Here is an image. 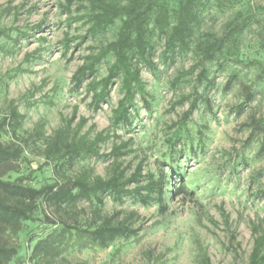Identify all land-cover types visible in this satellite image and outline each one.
Instances as JSON below:
<instances>
[{"label":"rangeland","instance_id":"1","mask_svg":"<svg viewBox=\"0 0 264 264\" xmlns=\"http://www.w3.org/2000/svg\"><path fill=\"white\" fill-rule=\"evenodd\" d=\"M109 1L124 5L128 0ZM226 1V6L221 8L218 0H204L200 12L202 24L195 30L191 50L174 65H168L162 58L164 39L152 38L156 69L143 67L142 71L151 107L145 108L138 97L132 112L133 126L113 129L112 110L123 96L121 80L115 81L103 109L94 113L85 87L72 92L71 79L82 63L81 58L92 52L91 48L116 39L121 21H116L102 34L88 36L81 47L71 48L64 56L61 41L65 34L85 36L90 27L86 19L69 27V14L61 8L64 0H0V12L15 8L0 19V29L10 30V38L0 41V118L9 112L14 101L25 116L16 140L34 135L41 123L45 125V137H51L77 108L74 127L81 118L88 120L81 135L92 129L90 139L102 131L118 137L102 144L101 153L109 154L114 144L133 140L134 153L119 158L118 162L124 166L131 164L127 176L140 162H143V175L150 173L156 179L163 176L169 207L168 213L162 215L157 203L143 206L130 198L117 203L106 197L102 206L95 201H82L76 208H66L63 215L68 213L72 219L78 218L82 225H87L96 211L103 217L118 214L119 221L135 213L137 218L131 223L141 229L140 232L136 237L119 239L105 249H81L72 241L58 256L31 260L37 242L62 228L59 224H47L43 216L45 208H41L38 222L26 223L18 235L9 236L19 245L18 256L10 264H201L200 257L204 253L211 264H249L255 238L253 230L264 224V155L259 156L263 135L246 145L251 130L243 125L253 117L264 119V76L259 78L264 69V0ZM175 4L176 0H170L171 8ZM72 11L73 17L89 13L87 10L77 12L76 6ZM239 16L250 17L248 27L238 39L241 63L233 59L225 62L222 57L207 63L209 76L216 79L214 88H206L205 84L196 86L199 70L174 87L177 75L198 61L195 44L206 34L223 36L227 25ZM39 25L43 28H37ZM20 32L27 33L28 37L21 36ZM36 51L39 58L24 61L27 54ZM113 61L109 56L97 67L98 79L107 75ZM19 69L26 72L21 74ZM232 74H237L238 79L231 90L225 91ZM244 86L252 88L254 100L239 113L244 102ZM195 90L211 100L212 109L200 103L187 123L189 135L182 131V142L172 151L168 140L177 130L174 124L188 110L189 102L174 109L172 106ZM1 138L6 143L14 140L9 135ZM34 139L29 138L18 173L11 172L4 179L13 181L32 173L25 184L40 188L62 175L73 177L92 171L94 177L107 179L113 173V157H86L63 170L56 164L45 166L42 151L46 141ZM174 179L176 187L183 183L192 196H172L167 184ZM46 212L52 210L46 209Z\"/></svg>","mask_w":264,"mask_h":264},{"label":"trees","instance_id":"2","mask_svg":"<svg viewBox=\"0 0 264 264\" xmlns=\"http://www.w3.org/2000/svg\"><path fill=\"white\" fill-rule=\"evenodd\" d=\"M218 2L221 8L227 4L226 0H218ZM74 6L77 12L87 10L89 13L73 17ZM203 7L204 0H176L173 8L170 6V0H128L124 5L109 0H64L61 8L69 14V27L72 23L85 19L90 25L85 36L65 34L61 41L64 56L71 48L75 50L81 47L88 36L102 34L116 21H121L114 41L98 48H91L92 52L81 58L82 63L71 79V91L78 92L85 87L86 95L91 99L90 107L94 113H97L110 99L115 81L120 79L123 96L112 110L111 126L113 129L131 128L132 112L135 111L137 98H140L145 108L151 107L146 85L142 80V71L143 67L156 69V64L153 62L155 45L152 38L157 36L159 39H164L162 58L168 65H174L178 58L191 50L195 30L202 24L200 12ZM13 10L15 8L8 7L1 11L0 19ZM16 14L18 15L19 12L17 11ZM249 21L250 17L239 16L227 25L223 36L206 34L195 44L197 63L189 70L180 72L173 81V86L176 87L184 78L199 70L195 79L196 86L205 84L206 88H214L216 79L209 76L206 64L217 61L219 57L224 58L225 62L233 59L241 63L238 39L248 27ZM37 28L42 29L43 26L39 25ZM9 32V29H0V41L2 38H10ZM19 34L28 37L27 33ZM75 41L79 42L72 46ZM38 52L27 54L24 61L29 62L33 58H39ZM109 56H112L114 61L108 68L107 75L98 79L97 67ZM223 61L219 62L220 69L223 68ZM24 72L26 71L19 69V73ZM263 76L264 69L259 78L262 79ZM237 79L238 75L232 74L224 90H231ZM243 92L244 102L239 108V113L243 111L245 105L254 100L250 86H244ZM186 102H189V108L178 123L174 124L177 130L168 140L172 151L182 142V131L189 135L187 123L199 109L200 103L212 109L211 100L196 90L193 94L175 102L172 109ZM77 111L76 108L72 117L64 120L63 125L49 138L45 137V125L41 123L34 135H30L28 139L16 140L25 116L20 113L14 101L9 112L0 118V264H10L18 256L19 245L12 242L9 236L18 235L26 223L38 222L37 214L41 208H45L43 216L47 224H59L62 228L37 242L31 260H46L58 256L62 248L67 249L72 241L81 249L89 247L105 249L119 239H130L140 232L141 229L134 228L131 223L137 218L135 213L119 221L118 214L103 217L100 211H96L94 218L87 225H82L78 218L72 219L68 213L67 216L63 215L66 214V208H76L82 201H95L102 206L106 197L117 203H123L124 199L130 198L143 206L157 203L160 214L168 213L169 207L166 204L168 192L165 189L164 177L156 179L150 173L143 175V162H140L134 172L127 176L131 164L124 166L123 163L118 162L119 158L134 153L133 140L114 144L109 154L101 153L102 144L118 137L109 131H102L90 139L92 129L81 135L88 120L81 118L77 127H74ZM243 127L251 130L246 145H249L256 136L263 135L259 156L264 155V119L253 117ZM3 135H9L14 140L6 143L2 141ZM34 137L35 141L42 139L46 141L45 149L42 151L45 166L56 164L57 168L63 170L66 166L72 167L77 161L86 157L97 159L113 157L115 159L113 173L107 179L94 177L92 171H83L73 177L62 175L53 183L40 188L25 184L32 173L13 181L4 179L11 172L18 173V164L28 147L29 138L33 140ZM175 180L167 184L171 187L170 194L181 198L191 197L192 193L183 183L176 187ZM46 209L52 212L48 213ZM253 233L255 238L249 264H264V224L255 227ZM200 263L211 264V260L204 253L200 257Z\"/></svg>","mask_w":264,"mask_h":264}]
</instances>
